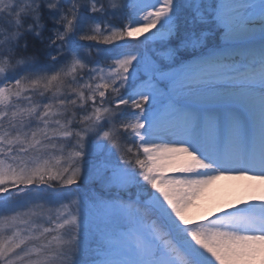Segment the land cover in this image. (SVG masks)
I'll list each match as a JSON object with an SVG mask.
<instances>
[{"label": "snow or ice", "instance_id": "obj_1", "mask_svg": "<svg viewBox=\"0 0 264 264\" xmlns=\"http://www.w3.org/2000/svg\"><path fill=\"white\" fill-rule=\"evenodd\" d=\"M0 264H264V0H0Z\"/></svg>", "mask_w": 264, "mask_h": 264}, {"label": "bare ground", "instance_id": "obj_2", "mask_svg": "<svg viewBox=\"0 0 264 264\" xmlns=\"http://www.w3.org/2000/svg\"><path fill=\"white\" fill-rule=\"evenodd\" d=\"M258 185L259 181L222 177L214 181L200 198L197 207L192 209V216L197 219L212 213L222 214L218 210L231 211L232 207L230 206H242L240 202L248 201V196L253 194L252 186ZM255 194L258 195V191Z\"/></svg>", "mask_w": 264, "mask_h": 264}, {"label": "rangeland", "instance_id": "obj_3", "mask_svg": "<svg viewBox=\"0 0 264 264\" xmlns=\"http://www.w3.org/2000/svg\"><path fill=\"white\" fill-rule=\"evenodd\" d=\"M142 38V37H141ZM119 47H120V45H119V43L117 44V50H119Z\"/></svg>", "mask_w": 264, "mask_h": 264}]
</instances>
